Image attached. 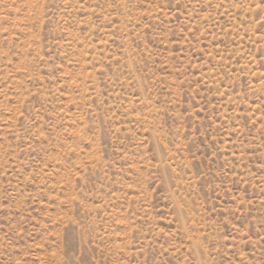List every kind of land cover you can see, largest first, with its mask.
Returning a JSON list of instances; mask_svg holds the SVG:
<instances>
[{"label": "rangeland", "instance_id": "1", "mask_svg": "<svg viewBox=\"0 0 264 264\" xmlns=\"http://www.w3.org/2000/svg\"><path fill=\"white\" fill-rule=\"evenodd\" d=\"M0 264H264V0H0Z\"/></svg>", "mask_w": 264, "mask_h": 264}]
</instances>
